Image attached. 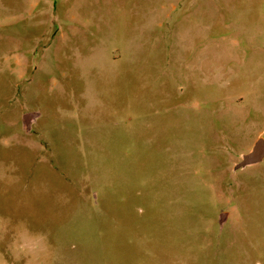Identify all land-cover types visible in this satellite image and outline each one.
<instances>
[{
	"label": "rangeland",
	"instance_id": "rangeland-1",
	"mask_svg": "<svg viewBox=\"0 0 264 264\" xmlns=\"http://www.w3.org/2000/svg\"><path fill=\"white\" fill-rule=\"evenodd\" d=\"M260 137L264 0H0V264H264Z\"/></svg>",
	"mask_w": 264,
	"mask_h": 264
},
{
	"label": "water",
	"instance_id": "water-1",
	"mask_svg": "<svg viewBox=\"0 0 264 264\" xmlns=\"http://www.w3.org/2000/svg\"><path fill=\"white\" fill-rule=\"evenodd\" d=\"M37 114L30 113L24 117V123L29 125V122L36 118ZM264 161V138L260 137L255 142L252 149L241 155V160L235 165L234 170L244 169L249 166L259 164Z\"/></svg>",
	"mask_w": 264,
	"mask_h": 264
}]
</instances>
